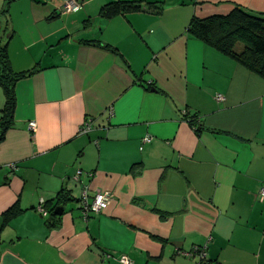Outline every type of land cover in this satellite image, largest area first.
I'll return each mask as SVG.
<instances>
[{"label": "crops", "instance_id": "obj_1", "mask_svg": "<svg viewBox=\"0 0 264 264\" xmlns=\"http://www.w3.org/2000/svg\"><path fill=\"white\" fill-rule=\"evenodd\" d=\"M64 1L0 0L9 67L32 70L0 140V264H264V79L186 30L264 0ZM82 189L112 196L84 219Z\"/></svg>", "mask_w": 264, "mask_h": 264}, {"label": "trees", "instance_id": "obj_2", "mask_svg": "<svg viewBox=\"0 0 264 264\" xmlns=\"http://www.w3.org/2000/svg\"><path fill=\"white\" fill-rule=\"evenodd\" d=\"M139 9H141V5L138 3L112 1L102 5L99 14L104 18H110ZM186 30L191 36L232 58L247 70L264 79V14L250 13L237 7L226 15H213L206 18L193 17ZM31 73L32 70L13 72L8 64L6 46L5 44L0 45V87L4 96L3 107L0 111V140L13 122L15 82ZM52 200L44 201L43 207L51 205L46 214L48 213L51 218H54L56 217V214L53 213L55 208L63 209V204L70 201L71 196L66 189L61 188ZM20 212L21 210L14 204L2 213V224H7Z\"/></svg>", "mask_w": 264, "mask_h": 264}, {"label": "built area", "instance_id": "obj_3", "mask_svg": "<svg viewBox=\"0 0 264 264\" xmlns=\"http://www.w3.org/2000/svg\"><path fill=\"white\" fill-rule=\"evenodd\" d=\"M80 8V4L77 0H65L64 5L61 8L65 12H75ZM220 99V97H218ZM36 127V124L34 121L28 122L27 128L30 132H33ZM88 129V123H83L81 127V132H85ZM150 138L145 137L143 141H148ZM11 168L14 167V165H10ZM80 174V171L78 170L76 172L75 178L77 179L78 175ZM112 194L108 191L104 192H97L94 194L91 200H88L86 189H82L80 198L78 200V207L81 211L82 217L85 219L89 214H97L101 212L103 209L106 208L108 205ZM258 196L260 199L264 197V183L259 188ZM43 202L40 201L38 205V211L43 216L46 215V210L43 207ZM190 255H195L199 261H203L205 259V251L203 248L194 247L190 253ZM121 264H128L129 261L125 256L120 257Z\"/></svg>", "mask_w": 264, "mask_h": 264}, {"label": "water", "instance_id": "obj_4", "mask_svg": "<svg viewBox=\"0 0 264 264\" xmlns=\"http://www.w3.org/2000/svg\"><path fill=\"white\" fill-rule=\"evenodd\" d=\"M61 212H62V208L58 207V208H55L53 213L59 215V214H61Z\"/></svg>", "mask_w": 264, "mask_h": 264}, {"label": "rangeland", "instance_id": "obj_5", "mask_svg": "<svg viewBox=\"0 0 264 264\" xmlns=\"http://www.w3.org/2000/svg\"><path fill=\"white\" fill-rule=\"evenodd\" d=\"M239 48H240V46H239Z\"/></svg>", "mask_w": 264, "mask_h": 264}]
</instances>
